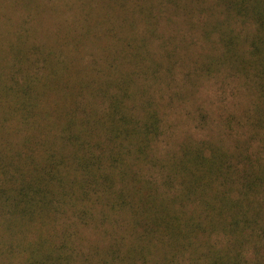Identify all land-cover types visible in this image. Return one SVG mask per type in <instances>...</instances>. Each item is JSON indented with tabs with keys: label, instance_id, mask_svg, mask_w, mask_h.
Listing matches in <instances>:
<instances>
[{
	"label": "trees",
	"instance_id": "16d2710c",
	"mask_svg": "<svg viewBox=\"0 0 264 264\" xmlns=\"http://www.w3.org/2000/svg\"><path fill=\"white\" fill-rule=\"evenodd\" d=\"M167 1L172 76L183 69L172 102L226 72L251 88V103L220 118L219 137H189L164 159L153 153L161 117L135 78L149 69V17L170 9L160 0H109L92 15L88 8L82 37L102 27L113 51L100 66L72 57L59 72L49 51L38 67L32 46H19L22 83L0 97V210L10 214L4 227L19 264H80L67 244L70 225L56 231L67 209L84 225L96 214V225L108 222V243L85 256L89 264H264V0ZM138 21L142 36L132 32ZM207 117L199 109L210 128Z\"/></svg>",
	"mask_w": 264,
	"mask_h": 264
},
{
	"label": "rangeland",
	"instance_id": "374dc122",
	"mask_svg": "<svg viewBox=\"0 0 264 264\" xmlns=\"http://www.w3.org/2000/svg\"><path fill=\"white\" fill-rule=\"evenodd\" d=\"M160 1L163 6L170 9H164L166 12L159 18L155 12L149 17L154 25L153 34H147L145 41V50L149 53V58L146 59L147 64L150 62L149 69L139 72L135 79L138 84L147 86V95L153 98L159 110L161 134L153 146V153L164 159L172 155L179 144L189 137L196 139L219 137L222 130L218 122L220 118L229 112L240 113L241 106H248L251 103L253 93L248 85L242 87L233 74L227 75L223 72L199 80L192 95L184 99H174L172 102V89L176 87V83L181 84L183 69L178 66L172 76V4L167 0ZM107 2L109 0H0V97L4 86L14 84L16 79L19 84L22 83L23 73L16 74V49L19 46L23 48L32 46L29 57L38 61V67H41L42 57H49V51L54 52L50 56L54 59L51 63L59 72L70 63L72 57L78 59L80 62H77L78 65L89 63L100 66L106 53L113 54L112 49L108 50L110 46L103 44L104 40L99 38L103 28L93 29V34L89 35V38L82 35L87 25L85 22L89 19V15L85 13L88 12V8L94 10L90 11L91 15L99 10L105 11ZM115 20L114 22L118 23V19ZM115 28H118L117 25ZM69 29H73L75 34L69 35L67 32ZM143 31L144 26L138 21L132 32L136 36H142ZM189 38H193L194 42L198 41L195 32H190ZM80 39L81 42L77 43ZM205 47L198 43L195 49L205 50ZM167 51H171L170 54H167ZM151 62L157 64V71L152 72ZM165 66L170 68L169 74L165 72ZM36 67L37 65L32 63L31 70ZM6 98H10V92H7ZM199 109L208 116L210 128L206 127V123L199 122ZM10 120L14 122L12 118ZM153 174L156 175V172L153 171ZM75 214L69 209L66 213H60L56 231L61 225H70L66 235L69 238L67 244L73 248L75 261L89 264L85 256L90 257L95 248L108 243L109 232H105L108 222L99 221L96 225L97 222L93 220L99 218V214H96L88 220L87 225H84ZM9 217L7 210H0V264H19L20 259L16 252H13L12 248L9 251L13 237L9 231L5 232L4 227L5 219ZM120 228L119 224H116L114 230H121ZM59 231L58 236L62 235ZM90 264L95 263L92 261Z\"/></svg>",
	"mask_w": 264,
	"mask_h": 264
}]
</instances>
